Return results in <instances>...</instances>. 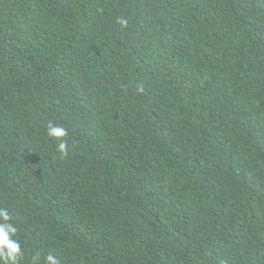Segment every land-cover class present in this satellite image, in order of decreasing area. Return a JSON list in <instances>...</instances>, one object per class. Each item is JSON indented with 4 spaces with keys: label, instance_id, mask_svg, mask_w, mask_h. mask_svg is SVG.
I'll list each match as a JSON object with an SVG mask.
<instances>
[{
    "label": "trees",
    "instance_id": "1",
    "mask_svg": "<svg viewBox=\"0 0 264 264\" xmlns=\"http://www.w3.org/2000/svg\"><path fill=\"white\" fill-rule=\"evenodd\" d=\"M0 210L19 264H264V0H0Z\"/></svg>",
    "mask_w": 264,
    "mask_h": 264
},
{
    "label": "clouds",
    "instance_id": "2",
    "mask_svg": "<svg viewBox=\"0 0 264 264\" xmlns=\"http://www.w3.org/2000/svg\"><path fill=\"white\" fill-rule=\"evenodd\" d=\"M123 25L126 23L120 20ZM47 135L56 138L58 141V151L62 154L67 153V143L63 140L67 136V130L61 126L49 123ZM10 216L6 210H0V264H19L23 255L20 241L15 239L17 228L9 222ZM48 264H59L53 255L47 256Z\"/></svg>",
    "mask_w": 264,
    "mask_h": 264
}]
</instances>
